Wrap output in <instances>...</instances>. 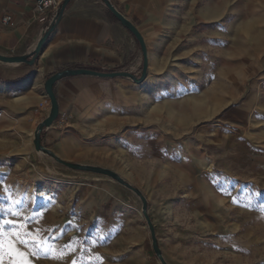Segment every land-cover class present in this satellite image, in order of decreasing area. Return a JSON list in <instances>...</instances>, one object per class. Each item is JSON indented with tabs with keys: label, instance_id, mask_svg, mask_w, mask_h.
I'll return each mask as SVG.
<instances>
[{
	"label": "rangeland",
	"instance_id": "obj_1",
	"mask_svg": "<svg viewBox=\"0 0 264 264\" xmlns=\"http://www.w3.org/2000/svg\"><path fill=\"white\" fill-rule=\"evenodd\" d=\"M141 5L144 48L127 30L131 51L99 70L129 74L106 78L114 100L76 118L75 151H51L86 168L35 148L38 57L0 60V222L31 216L63 253L18 244L32 264H264V0Z\"/></svg>",
	"mask_w": 264,
	"mask_h": 264
},
{
	"label": "crops",
	"instance_id": "obj_2",
	"mask_svg": "<svg viewBox=\"0 0 264 264\" xmlns=\"http://www.w3.org/2000/svg\"><path fill=\"white\" fill-rule=\"evenodd\" d=\"M108 1L127 19L140 17L143 0ZM6 16L12 18L8 24L3 23ZM45 26L34 12V0H0V54L28 55ZM132 46L129 32L102 0H71L36 65L47 77L67 69L110 70L118 67ZM116 89V81L93 75L66 77L55 85L60 112L73 113L75 120L90 118L92 112L111 103ZM75 120L70 131L60 132L54 126L43 131L48 150L62 155L78 148L81 130Z\"/></svg>",
	"mask_w": 264,
	"mask_h": 264
},
{
	"label": "water",
	"instance_id": "obj_3",
	"mask_svg": "<svg viewBox=\"0 0 264 264\" xmlns=\"http://www.w3.org/2000/svg\"><path fill=\"white\" fill-rule=\"evenodd\" d=\"M71 0H65V2L63 3V5L60 8V11L58 13V17L57 19L60 20L62 18V16L65 13V10L69 4ZM105 5L107 6V8L109 9V11L112 13V15L120 22V24L129 32H131L136 38L137 40L140 42L141 46L144 48V42H143V38L141 37L140 33L138 32V30L136 29V27L133 25V23L128 20L125 16H123L108 0H102ZM57 26V22L55 21L42 35V37L40 38V40L38 41V43L36 44V46L31 50V52L28 55H24V56H18V57H5V56H1L0 55V60L3 62H7V63H28L30 65H33L35 63V60H29V56L33 55L35 56H39L42 52V49L44 47V44L46 43V41L48 40V38L51 36V34L53 33V31L55 30ZM79 75H93V76H97L100 78H113L116 76H128L129 74L127 73H104V72H100L99 70H91V69H67V70H63L60 72H57L53 75H51L45 82V90L47 93V97L49 98L50 102H51V110L50 113L48 115V117L38 126L37 130H36V135H35V148L37 151H41L43 153L49 154L53 157H55L59 162L72 167V168H86L83 166H79V165H72L66 162H63L61 160H59V158H57L50 150H48L47 148H45L42 145V141H41V135L42 132L48 128H50L53 123L56 121V119L58 118L59 114H60V107H59V102L55 93V85L57 84V82H59L61 79L66 78V77H71V76H79ZM146 77V68L144 69L142 78L140 81L144 80ZM112 176H114L119 182H121L122 184H125L127 187L131 188V186H129L127 183H125L121 178H119L118 176H116L113 173H109ZM137 194H140L139 191H137L136 189H133ZM144 202V208L146 211V201L143 199ZM148 218V217H147ZM149 220V218H148ZM151 232H152V238H153V248L155 250V252L161 256V251L158 247L157 244V240L155 237V230L153 228V226H151Z\"/></svg>",
	"mask_w": 264,
	"mask_h": 264
},
{
	"label": "snow or ice",
	"instance_id": "obj_4",
	"mask_svg": "<svg viewBox=\"0 0 264 264\" xmlns=\"http://www.w3.org/2000/svg\"><path fill=\"white\" fill-rule=\"evenodd\" d=\"M12 216H19L22 220L20 223H16L12 220H5L0 222V264H3L4 257L7 255L10 257V264H32L30 257L39 256V252L36 251H23L18 244L25 245L32 248H40L44 251L45 255H50L53 259H63V253L57 254V251L50 245L48 248H44L45 241L40 238L43 229L36 228L35 230H29L30 221L33 219L31 216H24L21 213L10 210ZM12 225L13 232L8 234L9 238L5 240L4 225ZM70 247V246H66ZM73 264H77L73 261Z\"/></svg>",
	"mask_w": 264,
	"mask_h": 264
},
{
	"label": "built area",
	"instance_id": "obj_5",
	"mask_svg": "<svg viewBox=\"0 0 264 264\" xmlns=\"http://www.w3.org/2000/svg\"><path fill=\"white\" fill-rule=\"evenodd\" d=\"M65 0H34V12L35 14L44 20L46 26L44 28V32L56 21L57 24L60 20L57 19L58 13L60 11L61 6ZM12 18L10 16H6L3 18V23H10ZM51 110V102L48 97H46L42 102L38 104V106L34 109V115L36 117L42 116L45 113H50ZM49 115V114H48ZM42 117L41 122H43L47 117ZM74 116L72 114H65L60 112L58 118L53 123L52 126L60 132H65L72 128L74 123Z\"/></svg>",
	"mask_w": 264,
	"mask_h": 264
}]
</instances>
